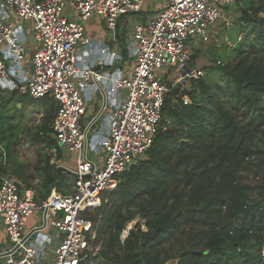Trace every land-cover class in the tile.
<instances>
[{
  "label": "built area",
  "instance_id": "1",
  "mask_svg": "<svg viewBox=\"0 0 264 264\" xmlns=\"http://www.w3.org/2000/svg\"><path fill=\"white\" fill-rule=\"evenodd\" d=\"M237 1L160 0L155 15L136 24L125 45L132 61L129 70L109 73L79 66V47L94 44L85 32L86 23L97 17L114 34L122 16L142 12L144 0H0V91L51 99L56 104L51 127L56 146L49 151L56 156L67 148L75 159L73 169L63 170L72 191L52 189L40 204L32 189L19 190L14 178L0 175V221L11 245L0 251L4 264H80L97 253L92 250L96 230L88 214L101 205L102 195L116 189L119 174L146 158L165 97L175 85L160 73L178 68L176 80L200 76L190 68L187 44L207 42ZM18 21L31 23L30 54ZM105 42L94 44L101 56L109 53ZM99 65L105 68L103 60ZM90 87L100 91L103 101L83 124V93ZM113 96H119L118 101L113 103ZM103 125V134L94 131ZM37 211L42 220L28 229ZM261 256L264 260V250Z\"/></svg>",
  "mask_w": 264,
  "mask_h": 264
},
{
  "label": "trees",
  "instance_id": "2",
  "mask_svg": "<svg viewBox=\"0 0 264 264\" xmlns=\"http://www.w3.org/2000/svg\"><path fill=\"white\" fill-rule=\"evenodd\" d=\"M235 6L241 36L235 57L209 70L219 72L224 84L200 76L188 80L189 89L169 83L146 158L119 174L116 189L88 214L98 250L80 264H264V0H238ZM5 104L0 103V152H7L0 154V175L32 188L24 167L9 168L14 134L5 124ZM45 105L41 122L28 134L50 149L56 146V104ZM248 166L260 178L258 186L242 181ZM62 172L49 157L38 163V204L52 188L61 191Z\"/></svg>",
  "mask_w": 264,
  "mask_h": 264
},
{
  "label": "rangeland",
  "instance_id": "3",
  "mask_svg": "<svg viewBox=\"0 0 264 264\" xmlns=\"http://www.w3.org/2000/svg\"><path fill=\"white\" fill-rule=\"evenodd\" d=\"M229 7L230 9L227 10V15H225L224 18L225 20L222 19L217 26H215L214 32L207 42L202 44L196 43L193 49L191 47L197 40L189 41L187 44L188 48L190 50L192 49L191 53L194 57L192 60L193 62L190 64V68L196 73L201 72L200 77H204L212 85H223L224 83L219 72H211L209 70L216 68L218 62H220V64H226L227 62L232 61L235 57L233 50L236 48L241 38L238 34V30L235 29L237 26L235 23L238 19L235 17H239V14H237L238 10H236L237 8L235 5ZM155 8V0H144L142 12L140 14H127L119 19V31L124 33V37L129 36L133 31L134 26L141 21V16L145 15L146 18L149 17V19H151L155 15ZM226 9H228V7ZM226 19L227 21H232L233 19L236 20L232 23V26H226L224 22ZM16 24L19 25L23 31L28 32L27 40L23 43L28 50L29 44H33V39L29 35L32 31L31 23L28 21H18ZM231 36H238L236 42L233 43L231 41ZM119 55V57L122 56L121 52H119ZM163 74H166V76ZM179 74L180 71L178 68L170 70L165 69L163 73H160L164 79L173 82L175 81V85L182 83L185 88L189 89L190 85L188 80L193 77L176 80ZM51 102L52 101L49 98L44 100H32L25 95H18L16 92H0V103H6L3 107L5 124L8 133L14 134L13 139L9 142V168L12 169L14 166L16 167L18 165L24 167L32 176L31 183L34 191L38 190L40 186L39 177L36 174L38 163L44 157H49V164L51 165L54 160L52 158L54 157L44 147L42 142L36 141V139L31 137L28 132L31 131V133H34V128L41 122V117L45 115V108L42 109V107H45V104L49 105ZM4 152L6 153L7 151L4 150ZM4 152L2 151L0 154ZM63 152L67 155L63 156L62 159L73 164L75 162L74 154L69 152L67 148H64ZM89 157L92 158L91 155H89ZM4 158L5 155L3 154L2 161H4ZM240 175L242 181L248 185L258 186L260 184V178H257L252 166H248V168L242 171ZM66 190H68V187H65V191ZM254 195H257V190L254 192ZM41 220L42 213L37 211L29 218L28 223L29 221L31 224H33L34 221H37L38 223ZM139 221V219H136L129 223L126 229L122 232L121 239L125 236V232L129 229V225L132 228ZM0 227L3 228L1 221ZM142 228H144V226H142ZM2 246L7 248L11 245L8 242H3ZM92 250L97 251L98 248H92ZM3 263L4 261L2 260L0 264ZM166 264H176V261H169Z\"/></svg>",
  "mask_w": 264,
  "mask_h": 264
},
{
  "label": "crops",
  "instance_id": "4",
  "mask_svg": "<svg viewBox=\"0 0 264 264\" xmlns=\"http://www.w3.org/2000/svg\"><path fill=\"white\" fill-rule=\"evenodd\" d=\"M155 1H156V7H157L160 0H155ZM155 10H156V8H155ZM148 20H150L149 17L146 18L145 15H142L141 21L139 23H146ZM85 28H86L85 32H86L87 36H89L94 41L95 45H96L95 42L97 40L99 42H101V40H104V42L106 41L105 44L109 47V53L106 56H103V55L101 56L100 49L96 48L97 45L94 47V44L92 47H89V48L79 47V49L77 51V55L79 57V66L80 67L89 66V67H91L97 71H100V72L107 71L109 73H119L122 70L123 71L129 70V68L131 67L132 61L127 56H124V55H122V59H119L120 58L119 52H121V54H122V52L125 50V45H126L128 39L130 38L132 32L130 33L129 36L124 37V33L122 31H119V21H118L116 31L114 34H112L110 31H107L105 29L104 25L102 24L100 19H98L97 17H93L92 19H90L86 23ZM22 35H25V38L27 40L28 32L22 31ZM26 40H25V42H26ZM32 47H33V44H29V46H28L29 54L31 52ZM114 53H116V54H114ZM99 60L104 61L105 68L100 67ZM121 93H122V91H121ZM121 93L119 92V94H121ZM83 94H84L85 99H86V111H85V114L83 116L82 122H83V124H86L97 114V112H98V110L102 104L103 98H102L100 91H98L94 87L88 88L86 91H84ZM18 95H20V94H18ZM118 97L119 96H113V97H109V98L114 103V102L118 101ZM44 108L45 107L43 106L42 109H44ZM97 126L95 127L94 131L99 130V133L103 134L105 132V125H103L101 129H100V127H97ZM53 147H55V146H53ZM47 150L49 151V149H47ZM51 155H53V154H51ZM66 155L67 154L63 153V152H59L56 156L53 155L54 158H52V159H54V160L52 162V165H54V166L56 165L55 167L59 168L61 170L73 169L74 163L72 164V163H69L68 161H64L62 159L63 156H66ZM65 178H66V176H65ZM16 181H18V180H16ZM21 186L24 187L22 184H21ZM65 187L66 188L68 187V190L65 191ZM30 189H32V188H30ZM52 189L56 190V188H52ZM62 191H65V192H62ZM71 191H72V182L70 179L66 178L65 184H63L61 187V191H57V192H59V193L60 192L61 193H70ZM38 224H39V222L37 223V221H34L33 224H31L29 221V223L27 222V227H28V229H30V228L34 227L35 225H38ZM3 242H8V241L5 238L3 228L0 227V251H1V249H8L9 248V247L4 248L2 246ZM2 260L5 262L6 259L0 256V262Z\"/></svg>",
  "mask_w": 264,
  "mask_h": 264
},
{
  "label": "water",
  "instance_id": "5",
  "mask_svg": "<svg viewBox=\"0 0 264 264\" xmlns=\"http://www.w3.org/2000/svg\"><path fill=\"white\" fill-rule=\"evenodd\" d=\"M16 187L20 190L21 189V184L18 181H15Z\"/></svg>",
  "mask_w": 264,
  "mask_h": 264
},
{
  "label": "bare ground",
  "instance_id": "6",
  "mask_svg": "<svg viewBox=\"0 0 264 264\" xmlns=\"http://www.w3.org/2000/svg\"><path fill=\"white\" fill-rule=\"evenodd\" d=\"M129 228H131V226L129 225Z\"/></svg>",
  "mask_w": 264,
  "mask_h": 264
}]
</instances>
